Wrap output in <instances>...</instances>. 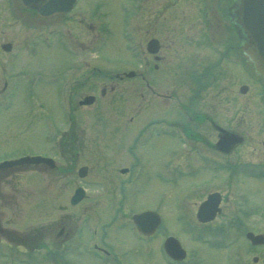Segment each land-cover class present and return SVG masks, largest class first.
<instances>
[{
  "label": "rangeland",
  "instance_id": "374dc122",
  "mask_svg": "<svg viewBox=\"0 0 264 264\" xmlns=\"http://www.w3.org/2000/svg\"><path fill=\"white\" fill-rule=\"evenodd\" d=\"M187 1L81 0L76 10L88 12L84 18L81 15V29L73 23L65 24L67 20L63 19L60 23L64 31L52 33L49 45L42 35L13 55L14 62L23 64L24 70L19 69L20 73L13 75L15 93L8 100L9 107L0 110V160L24 154L54 156L57 141L76 138L80 153L73 156L76 153L72 150L73 154L69 152L72 156H67L59 153V149L55 166H39L40 172H0V226L6 229L4 235L0 232L3 239L0 240V264H49V259L57 264L58 261L61 264H170L161 249L162 240L168 234L175 235L187 250L181 264H264V246H252L244 237L246 230L264 233V177L252 180L240 173L233 176L230 173V168L236 172L241 160L260 161L253 152L262 135L257 133L255 102L247 95V124L241 123L239 108L229 114L231 127L246 137L228 156L216 154L215 173L198 169V175H187L191 163L200 166V162L190 150L189 142L182 144L176 139L170 124L178 119L182 122L174 115L186 119L183 111L188 107L207 105V90L201 92L200 100L191 99L195 84L192 79L189 82L188 73L199 71L201 75L214 64L213 71L223 70L216 81L217 89L227 85L230 75L223 65L228 63L220 62L218 67L215 63L225 45L235 44L230 42L228 18L219 19L212 13L209 21L211 8L204 18L202 11L207 3L200 0L195 10L203 16L195 19L193 2L196 0L184 3ZM58 19H48L45 24ZM78 19V16L71 18ZM65 30L74 33L73 43ZM30 31L22 27L12 36L21 38ZM152 35L159 37L163 48L158 54L164 56L163 64L170 68L163 86L159 87L169 96L163 106L165 110L160 111V106L148 103L149 99L138 93L128 96L127 87L123 88L125 84L118 86L116 95L108 88L105 95H100L98 89L106 80L104 75L137 66L140 61L135 53H140L143 61L150 57L145 44ZM76 59L87 63L85 71L80 75L63 72L66 64ZM182 62L183 71L177 67ZM94 90L93 103L78 105L77 100ZM71 93L75 99L70 105L72 130L69 131L67 96ZM241 99L244 106V96ZM220 105L215 104L217 114H223ZM135 112L138 114L130 124L129 118ZM152 120L158 123L150 124ZM114 138L128 143L129 156H119L112 149L103 150L102 145L110 144ZM228 162L231 166L224 169L223 164ZM83 163L88 170L81 179L76 171ZM171 163H177L180 170L172 168ZM247 163L256 166V163ZM128 164L134 176L126 185L127 198L120 204L119 193L125 190V185L119 189V181L124 176L120 177L118 169L127 168ZM83 181L87 191L85 199L71 206L69 195ZM213 190L222 194L221 212L212 222L201 224L195 218L196 207ZM144 208L159 211L162 216V223L150 243L131 229V214ZM79 216L87 223L82 224L83 219L78 223ZM63 224L70 229V246L55 236ZM93 224L98 227L96 236L91 234ZM210 230L213 233L223 230L224 244L213 241L216 237L210 235ZM204 234H209L206 240L201 238ZM76 236L81 248L76 247ZM94 241L103 247L107 245L111 252L114 250L119 257L117 262H111L112 254L97 259L82 253ZM72 248H77L78 254L74 255ZM69 249L70 253L63 254Z\"/></svg>",
  "mask_w": 264,
  "mask_h": 264
},
{
  "label": "flooded vegetation",
  "instance_id": "af4514ba",
  "mask_svg": "<svg viewBox=\"0 0 264 264\" xmlns=\"http://www.w3.org/2000/svg\"><path fill=\"white\" fill-rule=\"evenodd\" d=\"M80 1L81 0H76L75 3L73 4L72 9L67 12H57L50 16L43 17L39 15L37 12V8L40 6V2L34 3L32 8H26L19 0H0V110H6L9 107L7 102L9 98L13 96L15 93L16 84L14 82H11V80L14 79L13 75L19 74L20 73L19 69L24 70L23 64L14 62L11 55L12 49L5 50L3 44L9 42L10 48L15 49V52L17 50L18 52L19 49L26 47L27 44L30 42V40H35V39L38 40L36 38L37 28L40 25H45V21L48 19L59 18L57 22H51V23L49 22L48 23L49 26H55L54 24L59 25L60 22H63L62 21L63 19H66L67 21L65 22V24L73 23L74 25H78L79 28L81 29V24L83 22L81 15H83L84 18V15L87 13V11L76 10L78 3ZM206 1L208 2V5L206 6L207 10H204L205 12L204 11L202 12L204 13V18L208 17L207 14L209 12L208 9L210 5V1L209 0ZM179 9L182 8L179 7ZM75 10L76 12L79 13H75ZM178 14L180 15L182 14V12L179 11ZM194 15L195 14H193V16ZM200 15L203 16V14ZM74 16L75 17L78 16L79 19L77 21L71 20V18ZM197 16L199 15H196V17ZM211 16L212 13H210V17L208 19L209 21L212 20L210 19ZM36 25L37 27H35ZM22 27H25L27 30H31L29 34L26 33L21 38H16L12 36L14 33H17L20 30H22ZM207 28H208V32L211 31L210 26H208ZM33 30L35 32H33ZM10 33H11L10 38L7 40L8 34ZM70 36L71 38H75V35H73V33H71ZM150 38H157L159 40V37L155 35L150 36ZM78 40L79 43L81 44L82 41L80 39ZM159 45H160V49L163 48L161 43H159ZM233 47L235 46L229 45L228 49L233 51ZM149 55L150 58H148L144 62V66H143L144 70H136V68L130 67L126 70H121V71L116 70L115 72H111L110 74L104 75V78H106V80H103V84L98 89L99 94L105 95L107 93V88H108V90H110L111 93H115L116 95L118 93V86H121L120 84H125L123 85V88L127 87L128 96L131 95L134 97L138 93L140 94V96H145L146 98H148L150 101L148 103H154L155 107L160 106V111L165 110L163 106L166 103V101H168L169 96L163 93L162 91H160L159 87L163 86L164 81L168 76V72L170 71V68L169 66L163 64L164 56L162 54H159L158 58H155V55L152 54ZM220 62L228 63V65L227 64L223 65V67H227L225 72L229 73L230 75V79L227 82V85L223 84L222 86H220V89H217L216 81L221 76L223 70L213 71V69L215 68L214 64H210L203 71V74L201 75H199V71L198 74L188 73L187 78L189 82H191L192 79L194 80L193 83L195 84V86L193 85V89L191 90L192 92L190 96L191 99L196 98V100L197 99L200 100L201 92L202 91L205 92L207 90L206 91L207 105L196 108L188 107L187 109H185L186 114L183 111V117H186V119L180 116L179 117L176 116V118H181L182 122L179 121L178 119L170 124L171 125L178 124L187 133V136L189 137L190 140L189 148L191 151L195 153L198 164L200 162V166L197 165L196 163H191L192 168L190 169V172L196 175L198 174V169H201L203 171L213 172L214 171L213 169L216 166L215 165L216 154H218L219 156L226 157L228 156V154L233 152L237 147H239L242 144V142H244V137L246 136L243 135L237 128L231 127V120L229 114H231V112L233 111L232 109L236 110L237 108H239V112H240L239 114L241 115L240 121L242 124L244 122L245 124H247L249 112L247 110L248 106H246L245 102L247 101V95H248L249 100L252 99V101L255 102L254 105L256 109L253 111V113L258 118L257 133L262 134L261 135L262 137L260 136L259 138L261 140H257L258 148L256 147L255 150L253 151L255 152L254 156L256 157V159L260 158V161L257 160L254 162V161L241 160L239 162L241 163L250 162L253 164L256 163V166L260 162V165L258 167L264 169V79L260 76L254 75L253 73L250 74L248 69V64L244 59H237V58L233 59L232 57L228 59L222 58L218 61V63H215L217 67L219 66ZM86 64L87 63L85 61H81V60L68 63L63 69V72H70L72 74L75 73L76 75H80L81 73H83V71H85L84 69L87 67ZM183 64L184 63L182 62V64L178 65L177 66L178 69H182L183 71L184 69ZM27 66L28 65H26V67ZM133 70H134L133 75L131 76L126 75L127 71H133ZM31 71L32 72L34 71L32 66H31ZM192 76L194 78H192ZM123 93L124 92H122L121 94ZM86 94H94L96 99L95 90L93 92L91 91ZM241 96H244V106ZM68 98H69V103H71L72 99L74 98L72 93L70 96H68ZM202 102H204V100H202ZM216 103L221 104L220 110L223 112V114L221 113L217 114L218 112L216 111V107H215ZM71 114L67 118L68 122L71 121ZM137 114L138 113L135 112L132 116H130L129 118L130 124H132L133 119ZM152 121L150 122V124L158 123L157 121L154 122ZM71 124L72 122H69L68 124L69 128L67 127V130L69 131L72 130ZM118 126L119 124L117 123L116 127ZM221 129L232 131L237 135L240 134L243 136V140L238 144H234L231 147V149H229V151H223L221 149H218L216 146V142L220 134L223 133ZM65 133L66 130L64 132V135ZM157 133H161V132L159 131ZM67 140L62 141L63 143L59 142L57 147L60 148L62 153L68 152L70 150L72 154L73 151L76 153L73 154V156H77V154L80 153L79 151L80 149L79 148L77 149V146H79L76 141L77 138L73 140L72 139L68 141ZM127 146H128L127 142H124L122 139H117V138L112 139L110 144L102 145L103 150L105 151H107L108 149L115 150L116 154L118 153L119 156L122 157L129 156V153H131L130 146L128 147ZM196 152L198 155L196 154ZM226 164H229V162ZM81 165H86V164L83 163ZM121 168H126V167H121ZM121 168L118 169V172L120 177L124 176V178H122V180L119 181L120 182L119 189L122 185H125V190L122 189V192L119 193L120 196L119 202L120 204H123L124 199L127 198V194H128V192L126 191V185H128L132 181L133 178L131 179V176L134 175H133L132 167L129 164L126 171L121 172L120 171ZM128 178L131 180L128 181ZM83 200L84 199H82L80 202H82ZM0 232L1 234L4 235L6 229L1 228L0 226ZM55 236L57 238H60L62 243L64 241L69 242L68 239L70 238V229L69 228L66 229L65 225L63 224L58 228L57 232L55 233ZM140 236L141 238L147 240L150 243L151 236H145V235H140ZM4 239H6V237ZM95 244L96 243H93V246ZM100 247L101 246L99 245L98 247L94 248V252H96L97 254L102 253L106 256L112 254V257L114 254L113 260L117 262V259H119V257L116 255L114 250L112 252L110 250L103 251L100 249ZM104 247L107 248L106 246ZM75 253L78 254V252ZM82 253L87 254V251Z\"/></svg>",
  "mask_w": 264,
  "mask_h": 264
},
{
  "label": "water",
  "instance_id": "95a60500",
  "mask_svg": "<svg viewBox=\"0 0 264 264\" xmlns=\"http://www.w3.org/2000/svg\"><path fill=\"white\" fill-rule=\"evenodd\" d=\"M25 6H32L34 3L41 2L38 12L41 15H51L58 11H67L73 5L74 0H20ZM232 21L238 25L240 30V40L243 53L246 58L253 64L257 74L264 77V0H234L233 10L230 13ZM6 49L9 48L7 45ZM147 49L155 52L158 44L155 39L148 42ZM93 101V96L88 95L81 100V103L89 104ZM217 145L219 148L228 151L234 143L240 142L242 138L234 133L223 131ZM224 139L228 141L224 143ZM47 162L53 165V161L49 158L41 156H22L17 159L6 160L0 162L1 167L12 166L22 163H38ZM85 168L79 170L82 176ZM83 192L78 188L71 198V203L77 202L82 197ZM220 196L218 193H211L207 196L199 206L196 216L200 221L212 219L217 211H219L218 203ZM133 220L138 229L143 233H151L160 223V216L150 210L143 211L133 215ZM246 237L252 244H264V234H254L252 231L246 232ZM165 252L173 259L180 260L186 255L179 240L174 236H167L163 242ZM256 260V258H254Z\"/></svg>",
  "mask_w": 264,
  "mask_h": 264
}]
</instances>
